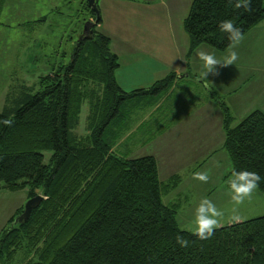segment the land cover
<instances>
[{"label":"trees","instance_id":"obj_1","mask_svg":"<svg viewBox=\"0 0 264 264\" xmlns=\"http://www.w3.org/2000/svg\"><path fill=\"white\" fill-rule=\"evenodd\" d=\"M97 1V19L85 0L78 4L69 60L63 53L32 88L10 91L0 110V191L42 198L26 222L12 224L20 208L0 230V264L21 251L32 256L27 264H264V216L216 228L200 240L178 227L179 205L162 202L179 178L160 182L152 156L128 159L113 151L128 130L129 102L146 97L155 105L174 75L123 92L114 78L118 60L111 41L99 30ZM5 2L0 0V18ZM236 3L190 0L183 21L187 57L200 45L218 52L231 47L219 28L224 21L242 36L264 21L263 0H248L247 9ZM210 96L221 110L222 149L231 165L224 180L233 169L255 172L256 190L264 196V114L254 111L231 128L228 109ZM84 102L87 132L81 137L75 130Z\"/></svg>","mask_w":264,"mask_h":264},{"label":"crops","instance_id":"obj_2","mask_svg":"<svg viewBox=\"0 0 264 264\" xmlns=\"http://www.w3.org/2000/svg\"><path fill=\"white\" fill-rule=\"evenodd\" d=\"M97 6L101 18L99 30L111 41L110 50L118 60L114 78L123 92L147 89L169 74L174 75L171 88L155 105L146 101L144 107L132 110L138 113V118L128 122L123 140L135 137L143 124L148 129L153 126L152 120L161 123L172 115L170 123L159 127L158 137L153 140L159 141L154 144L163 149L153 147L152 154L147 156L155 159L160 182L174 176L179 178L177 187L164 196V205L178 204L179 212L188 206V197L193 192L182 181V173L194 176L200 172L218 152L213 146H219L221 141L223 150L222 114L210 93L230 114L240 113L242 120L254 111L264 114V21L223 52L200 45L187 57L189 42L183 21L190 0H98ZM231 51L237 53V60L225 65ZM201 52L214 55L221 62L203 79ZM253 80L260 84L251 86ZM171 97L182 105L172 103L165 107ZM130 110L129 107L128 116ZM134 123L137 125L133 127ZM141 140L138 145L153 142L147 137ZM211 196V192L206 195L207 199Z\"/></svg>","mask_w":264,"mask_h":264},{"label":"rangeland","instance_id":"obj_3","mask_svg":"<svg viewBox=\"0 0 264 264\" xmlns=\"http://www.w3.org/2000/svg\"><path fill=\"white\" fill-rule=\"evenodd\" d=\"M80 1L71 0L72 3L68 4L64 0H6L0 18V110L10 91L20 86L32 88L39 77L46 75L51 66L62 60L63 53L66 55L64 62L69 60V53L72 49L70 40L76 38L71 30L75 32L78 29L74 22ZM42 19L44 20L40 21ZM258 84L260 83L251 81V86ZM146 101L134 99L129 102L127 108H131V113L128 116V122L137 120L138 113L132 110L140 106L144 107ZM172 103H177L178 107L182 105V102L171 97L166 101L165 107ZM87 114L88 104L84 102L80 110L79 124L75 130L77 136L86 135ZM230 115L233 118L231 124V128H233L241 122L243 117L240 113L235 116L232 113ZM167 118V121L161 123H155L152 120L153 126L148 129L143 124L135 137L128 140L121 138L114 146L113 151L128 159L150 155L153 147L161 151L163 147L160 145L157 147L154 144L159 141L153 140L158 137L159 127L170 123L172 115H168ZM136 125L134 123L133 127ZM143 137H147L148 141L153 142L138 145L143 141L141 140ZM221 145L222 141L219 146H213L212 149L218 150V152L205 163L200 172H197L207 174L206 182L195 179L189 172L182 173V181L185 182L189 190L193 189V192L188 197V206L178 212L176 222L181 230L192 232L194 228L192 214L195 213L199 201L207 198L206 195L209 192L212 193V196L208 199L223 213L218 218L219 226L217 228L264 216V196L256 190L241 204L237 205L231 200L230 190L226 187L229 179L224 180L231 165L226 152L220 149ZM37 195H39L38 192ZM26 201V190L14 193L0 191V230L14 216L16 210L24 207ZM162 202L165 204L164 196ZM233 215H239L240 221L232 222ZM31 258L32 256L28 258L21 251L17 253L10 264H27Z\"/></svg>","mask_w":264,"mask_h":264},{"label":"clouds","instance_id":"obj_4","mask_svg":"<svg viewBox=\"0 0 264 264\" xmlns=\"http://www.w3.org/2000/svg\"><path fill=\"white\" fill-rule=\"evenodd\" d=\"M248 0H237L236 7H244L247 9ZM219 28L224 33L228 34V39L233 43H237L242 39L241 29L234 27L231 21H224L220 23ZM199 60L202 61L205 71L201 74V78H206V76L213 72L217 65H221V62L217 60L214 55L207 54L204 52L199 53ZM237 60V53L231 51L229 56L225 59V65H230ZM5 125H9L11 121H3ZM194 178L199 181L206 182L208 176L205 173H196ZM260 181V176L252 171H236L232 170L231 178L228 182L230 197L235 204H241L244 200L251 196L253 191L258 187ZM223 215L211 200L203 198L199 201L195 209L194 214V228L192 230L193 235H195L200 240H207L212 237L214 230L219 226L218 218ZM241 217L239 215H233L231 217L232 222L240 221Z\"/></svg>","mask_w":264,"mask_h":264},{"label":"water","instance_id":"obj_5","mask_svg":"<svg viewBox=\"0 0 264 264\" xmlns=\"http://www.w3.org/2000/svg\"><path fill=\"white\" fill-rule=\"evenodd\" d=\"M85 1L87 4V7L93 11V13L95 14V17L97 19L98 14H97V10L95 8V0H85ZM95 22L96 21H94V23ZM87 26H88V24L84 27V30L87 28ZM41 199L42 198L39 195H37L31 199H28L26 201V203L24 204L22 213L14 219L12 224L16 225V224H21V223L26 222L30 216L31 210L39 205Z\"/></svg>","mask_w":264,"mask_h":264}]
</instances>
